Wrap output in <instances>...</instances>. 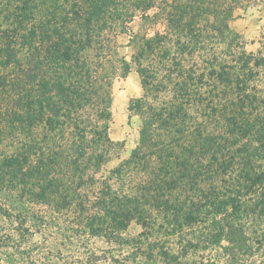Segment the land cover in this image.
<instances>
[{
	"label": "trees",
	"instance_id": "obj_1",
	"mask_svg": "<svg viewBox=\"0 0 264 264\" xmlns=\"http://www.w3.org/2000/svg\"><path fill=\"white\" fill-rule=\"evenodd\" d=\"M254 1L0 0V221L9 224L0 261L36 264L26 244L71 230L48 221L69 211L76 232L130 245L106 256L113 264H219L211 247L241 264L238 255L264 243L253 228L264 222V92L254 70L264 58L231 28ZM138 17L166 23L131 36L128 60L117 39ZM134 66L143 125L125 164L140 179L110 198L100 184L111 88ZM133 222L142 232L131 243L122 234Z\"/></svg>",
	"mask_w": 264,
	"mask_h": 264
},
{
	"label": "rangeland",
	"instance_id": "obj_2",
	"mask_svg": "<svg viewBox=\"0 0 264 264\" xmlns=\"http://www.w3.org/2000/svg\"><path fill=\"white\" fill-rule=\"evenodd\" d=\"M156 12L157 10L154 9L151 14H156ZM165 23L166 21L161 20L160 24L154 27L153 21H143L140 17L136 18L130 25V32L120 35L117 39L122 47L119 49L120 54L131 60L136 53L133 44L137 42L136 40L130 44L131 36H153L156 31L161 32L164 30ZM231 28L239 34L240 45L244 47L246 52L264 58V0H255L239 8L231 21ZM220 50L221 48L217 52H220ZM254 70L259 72L256 80L258 82L257 87L264 92V64L254 67ZM143 98L144 90L141 77L135 66L127 78L119 76L115 78L111 88L110 101L112 120L108 123L112 144L107 162L102 169L103 184H100L105 187L110 198L122 196L127 191L129 192L132 183H136L140 179L137 173L135 174L133 171L126 172L129 168L126 164L129 165L128 161L138 146L140 130L143 125L140 114L143 108ZM118 169H122L121 174L116 173ZM37 209H40V207H37ZM49 213L51 212L49 211ZM77 217L78 214L74 211L62 212L58 221L48 217L50 226L54 229L58 224L61 228L71 225V230L67 232L64 230L60 232H37L31 236L26 247H33L31 256L36 264L41 261L46 262L45 264H113L109 259H106V256L120 255L122 252L125 254L130 250L129 244H117L116 247H112L105 237H93L84 232H76L78 226L73 223L77 221ZM4 224L6 223L0 221L1 227L9 229V224L7 223L6 227ZM255 227L258 231L263 230V219L258 220L253 228ZM141 232V226L133 222L130 228L123 232L122 238L133 243ZM188 239H193V236L189 234ZM223 244L227 245V242H223ZM254 247L252 252L244 253V256H237L241 264H264V243L261 245L256 243ZM178 248L179 245L176 244L174 250L177 251ZM207 252H211V255L216 258L219 264H226V259L229 258L221 247H211ZM1 255L0 252V258ZM31 262L30 264H32ZM0 264H4V262L0 261ZM15 264H19V262ZM230 264L234 263L230 262Z\"/></svg>",
	"mask_w": 264,
	"mask_h": 264
}]
</instances>
